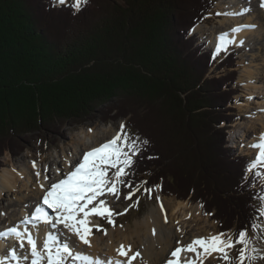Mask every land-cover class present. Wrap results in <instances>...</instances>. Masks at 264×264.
I'll return each mask as SVG.
<instances>
[{"label": "trees", "instance_id": "1", "mask_svg": "<svg viewBox=\"0 0 264 264\" xmlns=\"http://www.w3.org/2000/svg\"><path fill=\"white\" fill-rule=\"evenodd\" d=\"M214 3L89 0L75 11L73 2L0 0V169L29 134L84 123L112 103L149 141L128 170L130 189L202 205L220 232L252 231L264 184L226 141L237 71L211 78L213 52L190 36ZM234 55L219 66L234 69Z\"/></svg>", "mask_w": 264, "mask_h": 264}, {"label": "snow or ice", "instance_id": "2", "mask_svg": "<svg viewBox=\"0 0 264 264\" xmlns=\"http://www.w3.org/2000/svg\"><path fill=\"white\" fill-rule=\"evenodd\" d=\"M59 2L63 5L66 0H59ZM88 2L89 0H74L73 8L75 11H79L82 5L86 6ZM261 7H264V3L261 4ZM249 10L244 9L243 12L216 14L242 15ZM231 31L233 34H238L241 28L235 27ZM226 35V33H221L218 37L219 42L216 45L218 53L227 51L229 43H235V41L226 40ZM241 43L243 42L241 41ZM148 144L149 141L147 139H141L138 135H130L126 131L125 124L121 123L119 131L111 139L86 151L82 156V160L77 161L65 176L57 181H52L45 190L43 205L54 210L56 213L54 217L49 216L44 207L38 206L30 218H25L21 222L25 225L23 230L17 225L7 229L5 232H0V238L14 236L19 242L20 249H24L25 244L30 248V256L23 253L18 254L16 248H13L10 253L11 261L15 262V264H20L21 259L24 261L30 259V264H67V260L72 258L78 261H88V264H94L90 256L74 252L71 241H61L50 231L46 232L42 245H38V233L34 234L27 226L31 225L33 228H38L40 223H43L45 226L55 229L62 224L65 229L78 237L80 242L91 247L93 227L103 231L105 235H107V230L99 225H93L90 222V217H106L108 223L115 227L112 217L121 214L114 213L101 197L108 194L118 198L121 185L132 188V185L125 180V177L129 175L126 170L132 167L134 157L142 151V146ZM252 146L259 151L248 171L264 176V170L256 172L260 165H264V134H261L258 142ZM32 166L33 168L37 167L35 161L32 162ZM111 169H115V171L109 175ZM35 176L40 177L41 172L36 171ZM44 179L47 180L50 177L45 176ZM40 188L45 189L44 183L40 184ZM157 188H159V185H157ZM144 190L151 191L148 188ZM136 191H140V188H136ZM132 195L133 193L130 192L126 198L131 199ZM260 199L262 203L257 209L256 215L261 220H264V197ZM250 229L256 234L260 233V227L255 222L250 225ZM237 245L240 246L238 255L232 257L230 252ZM130 251L131 246H127V250H125V245H121L117 249L120 256L128 257L127 264H132V261H135L140 256V253L136 252L129 257ZM185 252L194 253L195 257L182 261L181 254ZM213 253H219L225 264H231L233 259L236 260L237 264H255L258 259L264 258L262 256L264 250L255 247L253 240L249 236V229L246 228L241 230L235 239H233L232 234L221 232L210 237L197 238L186 246L177 247L171 254L176 259L174 261L169 260L168 264H203L204 258L212 256ZM6 259H8V254L0 257V264H5ZM114 264H123V262L117 260Z\"/></svg>", "mask_w": 264, "mask_h": 264}, {"label": "bare ground", "instance_id": "3", "mask_svg": "<svg viewBox=\"0 0 264 264\" xmlns=\"http://www.w3.org/2000/svg\"><path fill=\"white\" fill-rule=\"evenodd\" d=\"M262 3H264V0H244V2L241 0L235 8H227L226 12L224 9L228 7L229 2L225 3L224 6L222 5L223 7H221V13L243 12L244 9H247V6L252 8L253 12L251 15H244L243 19H241L243 15L227 16L226 19L222 21L224 24L222 29H227L228 26V31L216 29L209 34H206L205 30L200 32H202L203 35H208L206 39H208L210 43L214 44L216 41L215 45L218 44V37L221 33L227 34L225 37L226 40L235 41V43H229L228 45L232 44L236 47L248 48L256 43V45L253 47L254 54L251 56V65L253 61L254 66L246 67V70H244L243 73L247 79L250 76H256L260 78V82L264 87V74H262V63L259 59L260 54L261 57L264 58V42L262 45L261 42L257 41L260 39L259 36H261V32L263 30L261 29V31H258V28H264V7H261ZM200 25L195 28V31H199V28L205 26ZM235 27L241 28V31L238 34H233L231 31ZM241 41L243 43H241ZM258 45L261 46L258 47ZM260 91L261 90H258L256 93L259 96H263L264 93H261ZM258 95L251 94V98H257V101H259ZM254 110L262 111V105ZM103 126H89L77 131L71 138L72 144L69 145L67 149L63 148L60 152H58L53 161L48 162L45 157H42L39 161L32 159L29 164L27 162V164L21 165L20 168H17L18 165L16 166L14 161L11 160V169L4 168L0 172V232H4L5 230L17 225L20 226L21 219L31 212L35 204H37L39 200L43 198L47 186L52 181H57L59 178L65 176L77 161L82 160V156L86 151L91 150L93 147L99 146L100 144L111 139L114 134L119 131V129L116 130L114 127ZM89 129H91V131H89ZM33 161L36 162V168H33L32 166ZM36 171L41 172L40 177L35 176ZM114 171L115 169L111 170L109 175H111V173ZM45 176L50 177V179H44ZM41 183H44L45 189L40 188ZM162 199L160 200L161 202L159 203V206L154 208L134 231L123 230L122 228L112 229L107 232V235L104 234L100 237H96L97 229L93 227L91 247L80 242L78 237L65 229L62 224L57 226L55 229L50 228V226H45L43 223H40L38 228L31 227L34 229V234L38 233L39 235L38 245H42V241L46 236V232L50 231L61 241H71V246L73 247L74 252H79L82 255L90 256L94 261V264H114V262L117 260L122 261L123 264H127L128 257L120 256L117 252V249L121 245H125V250H127V246H131L129 257L134 255L135 252L133 251H135V244L131 245L130 241L133 240L135 236L138 237L141 242V250L139 251L140 256L135 261H132V264H168L169 260L174 261L176 259L171 254L177 247L186 246L197 238L216 235V233L208 234L205 230L202 231V228L200 227V231L198 230L197 233H193V231L190 229V224L186 225L184 229H176L173 224L177 215L182 216L184 220L190 221L192 217L195 219L200 216L202 207L200 205L196 206L194 207L192 213H190L187 209L189 207L187 202L178 201L175 199L169 200V198ZM55 215L56 213L54 212L52 216L54 217ZM96 219V216H92L90 217V222L93 225H96ZM101 221L103 222V219H101ZM195 222H197L199 225L198 220ZM157 228L162 229L163 240L161 241L158 248H152L150 241L147 240V237L149 234L153 233L152 235L155 238L158 234L156 231ZM158 237L159 234L157 238ZM73 238L75 239L74 241L72 240ZM75 243H78L77 248ZM176 244L178 246L173 248V246ZM13 248H16L18 254L23 253L30 256L29 246L25 244V248L20 249L19 242L14 236H10L7 239L0 238V257H4L5 254H8L7 251H12ZM216 254L217 253H213L212 256L215 257ZM194 257V253L185 252L181 254L182 261ZM207 260L208 258H204L203 264H207ZM5 262H13L11 261V256H9ZM78 262L81 264H88V261Z\"/></svg>", "mask_w": 264, "mask_h": 264}, {"label": "rangeland", "instance_id": "4", "mask_svg": "<svg viewBox=\"0 0 264 264\" xmlns=\"http://www.w3.org/2000/svg\"><path fill=\"white\" fill-rule=\"evenodd\" d=\"M57 5H61L59 0H54ZM215 4L211 11L208 13V15L205 17L203 23L201 25H205L201 28H199V31L196 30L195 32H191V35H194L198 39V43H203V50L204 51H211V49L214 48L215 43H210L206 37L208 35H203L202 30H205L206 34H209L216 29H222L224 24L222 21L226 19L229 15H217L216 13H221V7L224 6L225 3L229 2L228 7L224 9V11H227V8H235L241 0H214ZM73 2L74 0H67L66 3ZM244 2V0H242ZM245 4V3H244ZM223 5V6H222ZM247 9H250V11H247V13L242 14L241 19L244 18V15L250 14L253 12L252 8L247 6ZM249 12V13H248ZM200 25V26H201ZM261 36H259L260 39H258V42H261L263 45L262 40H264V28H258V31H261ZM229 30L228 26L227 29ZM263 35V36H262ZM256 45L253 44L251 47L245 48V47H236L235 45H227V51H221L219 52V55L217 56L215 53L213 54V59H215L216 66L211 69V73L209 76L211 78L215 77H222L224 75L229 74L228 71H237V81L233 85V88H236L237 92L234 98L233 104H230L231 107L234 108L236 115V118L234 121H232L231 124H226V128L228 129V135L226 137L227 141V147L232 148L234 150V153L238 155H246L250 163L253 162L257 155H258V149L253 147L252 145L256 144L258 142L259 137L261 134H264V95L259 96L256 92L258 90H261V93H264V87L260 82V78L256 76H250L248 79L244 75L243 71L246 70V67H252L254 66V63L252 61L251 65V56L254 54L253 47ZM261 45H258V47ZM253 50V51H252ZM231 54H235L234 58H236V64L234 69H228L226 66H219L222 64L221 62L228 58ZM259 59L262 63L261 65V71L262 74H264V58L261 57V54L259 55ZM254 69V67H253ZM251 94L258 95L259 98L257 101V98L253 99L251 98ZM112 103H110V106ZM262 105L263 110H254L260 107ZM109 108H108V107ZM110 106L109 104H106L105 106H100L96 109L95 112L92 113V115L89 117V119L84 123H78V122H68L60 124L59 126H55L53 128H49L48 130H42L39 131L36 134H29L26 139L23 138L22 141L25 146V152H23L21 155H17L16 157L12 155L11 152H6L4 157L1 158L4 162L3 167L0 169V172L4 168L11 169V160L14 161L17 168H20L21 165H25L30 163L32 159H35L36 161H39L40 158H44L49 162L53 161L54 157H56L57 153L60 152L63 148H68L69 145L72 144L71 138L75 135L77 131H79L82 128H86L89 126L96 127V126H103V127H114V129L118 130L120 129L121 123H124L126 126V131L132 135L136 136V133L133 131V127L130 125L131 115L124 116L122 113H111L110 112ZM114 106V105H113ZM262 123V124H261ZM261 124V125H260ZM253 142V143H252ZM114 170V169H112ZM127 169L126 171H128ZM264 170V165H260L256 169V172H260ZM127 177H125L126 182ZM260 184H264V176H261ZM140 188V191H136L135 189H130L128 187H125L124 185L120 186V193L117 198V196H108L104 200L107 202V206L111 208V210L114 213H121L120 215H114L112 219L115 222V227H113L112 224L108 223V220L106 217H97L95 224L101 226V228L106 229L107 232H109L112 229H119L122 228L123 230H129L134 231L137 229L138 225L142 223V221L148 216L154 208L159 206L160 200L162 198H169L177 200L175 197H166L163 196L159 190H156L154 192H148L144 189L145 186L137 187ZM132 192V198L127 199L126 197L128 194ZM163 200V199H162ZM182 201V200H178ZM187 202L189 207L188 212L192 213L194 207L199 206V204H193L189 200L183 201ZM262 201L259 200L256 204L258 208L261 206ZM197 217V216H196ZM176 219L174 220V226L176 229H184L186 225H191L190 229L193 231V233H197L199 230V227L202 228V231H206L208 234H219L221 233L219 231V225L218 223L213 220L212 218L206 216L202 212H200V216L193 219V217L190 219V221L184 220L182 216H176ZM103 219V222L101 221ZM105 220V221H104ZM199 221V225L195 221ZM178 222V223H177ZM106 224V225H105ZM258 225L260 227V233L256 234L253 231L249 232V236L253 240L255 247L257 249L264 250V220L259 219ZM157 233L159 234V237L157 236L154 238L152 234H149L147 237V240L150 241L152 248H158L160 246L161 241L163 240V233L161 228L156 229ZM200 231V230H199ZM232 234L233 239H235V235L233 232H230ZM104 235L103 231L97 230L96 237ZM137 238V239H136ZM161 239V240H160ZM75 240L74 238L72 239ZM131 245L135 244V251L133 252H139L141 250V242L138 239V237H134L133 240L130 241ZM76 248L78 247V243H75ZM178 245H174L173 248L177 247ZM239 245L236 246L235 249L231 250L230 255L232 257H236L238 255V249ZM172 248V249H173ZM264 256V254H262ZM9 257V256H8ZM208 258L207 264H225L222 257L219 253L216 254V256H210L206 257ZM23 260V259H21ZM210 260V261H209ZM23 263L20 264H30V259L28 261H21ZM10 264H15L10 263ZM67 264H81L77 260H74L72 258H69L67 260ZM231 264H237L236 260L233 259L231 261ZM255 264H264V258L258 259Z\"/></svg>", "mask_w": 264, "mask_h": 264}]
</instances>
